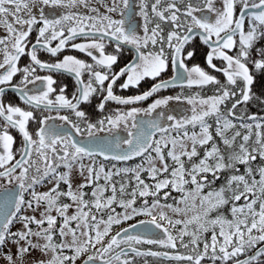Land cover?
I'll use <instances>...</instances> for the list:
<instances>
[{
    "label": "snow or ice",
    "instance_id": "obj_1",
    "mask_svg": "<svg viewBox=\"0 0 264 264\" xmlns=\"http://www.w3.org/2000/svg\"><path fill=\"white\" fill-rule=\"evenodd\" d=\"M0 29L2 264H135L147 256L264 264V0H0ZM197 39L206 68L188 63ZM69 47L90 62L59 58ZM126 47L133 55L116 71ZM40 52L57 59L42 61ZM170 66L174 74L163 79ZM37 69L73 76L71 97L65 84L51 99L56 80ZM121 80L123 91L151 83L123 96L115 91ZM37 81L41 89L28 87ZM178 86L199 91L117 108L95 123L86 111L93 98L103 113L109 102L137 105ZM8 88L26 108L6 101ZM172 101L189 107L137 119ZM37 110L57 115L37 118ZM121 127L123 138L97 135ZM137 216L148 219L114 232Z\"/></svg>",
    "mask_w": 264,
    "mask_h": 264
},
{
    "label": "flooded vegetation",
    "instance_id": "obj_2",
    "mask_svg": "<svg viewBox=\"0 0 264 264\" xmlns=\"http://www.w3.org/2000/svg\"><path fill=\"white\" fill-rule=\"evenodd\" d=\"M134 2L137 5L139 4V0H134ZM93 4L95 5V0H93ZM99 7L101 8V11H104L102 5H99ZM137 11H138V8H137ZM137 22L142 23V21L140 20L139 17H137ZM141 34H142V32H141ZM3 35H6V33H4L3 29H0V36H3ZM35 37H36V31L33 32V34L30 37V39H32L34 41L35 40ZM75 42H77V43L83 42V38H78ZM113 48H114V45L109 44L107 46V48H106V51L109 52V53H111V52H113ZM63 55H74L77 58L89 60V62H90V58L86 57L82 53H79V52H77L75 50H72L70 47L67 48V49H65V51L59 55V58H62ZM132 55H133V53L131 51H129L128 48L126 47L125 50H124V53L121 56V59L118 62V64L114 66V69L116 71H118L119 68L120 67H123L124 64L131 58ZM39 58L42 61H46V62H54L57 59L55 57H51L49 54H47L45 52H40L39 53ZM28 63H29L28 58L27 57H24L20 61V66L23 67V66H25ZM166 73H167V75L166 74H162V78L163 79H169L173 75V70H172L171 76H169V74H168L169 73V70ZM36 75H39V76L51 75L53 77V79L56 80V84L53 85V87H55L57 89V91L55 93H52L51 94V96H50L51 99H55V96L57 94H59L60 87L63 86V85H65V84L67 85V90H66V93L65 94L67 96H69V98L71 97L72 93L75 91V87L76 86H75L74 77L71 76V75H69V74H67V73H64V72H49L48 70H43L42 71L40 69H37ZM20 79H21V77L18 74L13 79V82L12 83L13 84H18L19 81H20ZM85 79H87V76H85ZM121 82H122V80L117 83V85L115 86V91H116V94L123 95V96L140 94L143 91H146L150 87V83H151V82H142L140 88H138V89H130L128 91H123V90H121L119 88V83H121ZM28 87L30 89H34V90L35 89H41L43 87V84H42L41 81H37L36 85H29ZM172 89H174V88H172ZM164 96H169V93L163 90L161 93H159L157 95H154L153 97H150L147 101H141L139 104L132 105V106L116 105L114 102H109L106 105L105 112H103V113L98 112V111L95 110V104H97L99 101H98V99L93 98L92 105L87 106L86 107V111L89 113V116H90L91 121L93 123H95L99 119H102L105 115L110 114L113 111H115L117 108H120L121 110H124V111L128 110L129 107H139L141 109H144V108H147L148 105H150L155 99L161 98V97H164ZM5 99H6V101L10 100L12 103L18 104L22 108H26L27 107L26 105L23 104L22 101L19 100V94L18 93H14L11 88H8L7 89V94H6ZM182 105H184V103H182ZM82 107H84V106H82ZM169 107H170V104L166 108H164V109H157V111L154 112L151 117L145 116L143 114V112H141V114L137 117V119L138 120H140V119H145V120L154 119V118L157 117V113H159L161 110L168 112L169 111ZM59 114L60 115H69L70 118H72L73 120H75L74 115H72L68 110H61ZM36 115H37V118H40L41 115H52V116H56L57 113L55 111H51V112L44 111L43 113H41L40 110H37ZM56 123L57 124H60V125H63V122L62 121H58L57 120ZM36 127H37V125L35 123H32L30 125L31 130H33V131L36 129ZM13 134L16 135V137H17V145H19V140H20L19 135L17 133H15V132H13ZM97 135H99V136H107V137H112V136L118 135L121 138H123V137L126 136V131L123 129V127H121L120 129L116 130L112 134H109L108 132L105 131V132H100ZM76 138L77 139H80L81 137L77 136ZM137 159H139V158H137ZM0 183H4V181H0ZM38 190H43V189H38ZM139 221L140 220H137L133 224H138ZM127 227H128V225L125 228H127ZM140 231L141 230H139L137 232H140ZM132 234H135V232L132 233ZM161 257H164V256H161ZM164 258H167V257H164Z\"/></svg>",
    "mask_w": 264,
    "mask_h": 264
},
{
    "label": "trees",
    "instance_id": "obj_3",
    "mask_svg": "<svg viewBox=\"0 0 264 264\" xmlns=\"http://www.w3.org/2000/svg\"><path fill=\"white\" fill-rule=\"evenodd\" d=\"M257 2H258V0H257ZM238 11H239V9H238ZM194 44H195V47H196L197 54H196V56L194 57L193 60L188 62L189 66H192L193 64H199L201 67H205L206 68V64L204 62V57H203V53L207 50L206 46L202 45L199 42L198 39L196 41H194ZM217 63H219V62L217 61ZM164 74L167 75V73H164ZM164 91L168 92L169 95H171V96H176V95L191 96V95H194L199 90L195 89V88H187V87L181 88V87L178 86V87H176L174 89H168V90H164ZM202 94L210 95L211 94V90H206ZM187 107H189V106H187ZM138 160L139 159H136V160H133V161H129V162H127V165L129 166V164L130 165L134 164V162H137ZM121 166H124V165H121ZM222 182H223V180L217 181V186H219ZM117 231H119V230H117ZM138 247H140V249H142V251L151 250V251H157V252H161V253L167 251V252H169V255H173L174 254V250L165 249V248H162V247L156 246V245L144 244V245H140ZM179 251L182 252V253L185 252V250L183 248H180ZM242 258L243 257H241V259ZM135 264H180V262H177L175 260H171L168 257L164 258V257H161V256H155V257L154 256H147V257H135ZM203 264H210V261H208L207 258H206L205 261L203 262Z\"/></svg>",
    "mask_w": 264,
    "mask_h": 264
},
{
    "label": "rangeland",
    "instance_id": "obj_4",
    "mask_svg": "<svg viewBox=\"0 0 264 264\" xmlns=\"http://www.w3.org/2000/svg\"><path fill=\"white\" fill-rule=\"evenodd\" d=\"M191 65H192V64H191ZM171 74H172V68H171V66H170V68H169V76H171ZM187 108H188V107L186 106V104L182 105L181 102L172 101V102H170L169 111H168L167 113H169V114L179 115V114L181 113V111H186ZM138 161H139V160H138ZM138 161H137V162H138ZM137 162H134V164H131V165L129 164V166H134L135 163H137ZM109 166H110V165H109ZM43 190H45V189H43ZM139 217H140V218H139ZM141 219H143V220H147L148 217H145V216H137V217L133 218L132 220L127 221V222H124L123 224H121V225H119V226H113V228H114V232L117 231V230H120V229H122V228H125L127 225L129 226L130 224L135 223V221H137V220H141ZM78 263H79V262H78ZM0 264H2V262H0Z\"/></svg>",
    "mask_w": 264,
    "mask_h": 264
},
{
    "label": "water",
    "instance_id": "obj_5",
    "mask_svg": "<svg viewBox=\"0 0 264 264\" xmlns=\"http://www.w3.org/2000/svg\"><path fill=\"white\" fill-rule=\"evenodd\" d=\"M174 74V73H173ZM140 120H145V119H140ZM99 136V135H98ZM100 137H105V138H108V139H111L112 137H107V136H100ZM139 230H141V228H137L134 232H137V231H139ZM133 232V233H134ZM243 259V258H242Z\"/></svg>",
    "mask_w": 264,
    "mask_h": 264
}]
</instances>
